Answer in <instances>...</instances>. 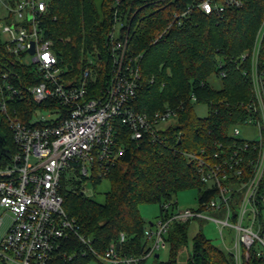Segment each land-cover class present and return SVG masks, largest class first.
<instances>
[{"label": "built area", "instance_id": "1", "mask_svg": "<svg viewBox=\"0 0 264 264\" xmlns=\"http://www.w3.org/2000/svg\"><path fill=\"white\" fill-rule=\"evenodd\" d=\"M46 4L47 0H0L5 16L0 20L4 41L18 58L30 56L29 68L39 78L20 89L7 79L6 71L0 70V124L4 126L0 143V264H47L61 240L71 235L101 262L140 264L164 244L170 223L189 219L215 224L220 246L231 255L233 264H243L250 256L264 261V219L260 211L264 77L257 69L264 19L249 51L252 98L245 107L250 113L229 125L225 136L180 150L211 196L201 202L200 208H177L170 201L163 202L161 214L143 229V250L121 254L113 242L96 251L88 237L79 233L74 219L62 206L61 174L70 181L92 171L100 173L113 164L124 151L122 144L116 145V136L123 132L118 127L125 128V135L131 139L145 134L150 141H160L163 129L175 121L176 111L164 107L145 112L133 107L140 54L127 52V34L119 36V28L114 33L116 21L106 35L104 78L91 66L70 75L68 68L58 63L50 40L42 36L39 21ZM240 4L241 0L196 2L203 12L214 14ZM30 46L32 52L28 51ZM22 91L35 104L26 107L29 114L25 118L12 106L22 99ZM39 110L45 115L37 114ZM237 124L254 125L255 137L240 136Z\"/></svg>", "mask_w": 264, "mask_h": 264}, {"label": "trees", "instance_id": "2", "mask_svg": "<svg viewBox=\"0 0 264 264\" xmlns=\"http://www.w3.org/2000/svg\"><path fill=\"white\" fill-rule=\"evenodd\" d=\"M197 1L119 0L114 4V0H47L42 12V36L50 40L58 63L65 65L72 76L82 67L91 66L104 78L106 35L111 24L119 21V36L127 34V52L140 54V76L131 104L145 112L164 107L176 111L175 121L163 129L160 141H150L145 134L131 139L125 135V128L117 126L123 132L116 136V145L122 144L124 151L113 164L100 173L92 171L90 175L71 178L68 188L62 187L60 180L63 209L96 251H102L110 242L117 243L121 254L143 250L146 241L145 221L138 211L141 202H157L160 215L161 204L170 201L173 206L172 196L179 189L195 187L194 207L200 208L211 192L180 150L194 149L225 136L229 125L250 113L245 107L252 98L249 51L264 19V0H241L239 6L224 7L217 14L203 12L196 6ZM0 18H5L1 6ZM261 41L257 69L264 77V32ZM29 67L9 51L0 37V70L8 73L7 79L20 89L37 81V73ZM214 79L219 81L218 86L213 85ZM21 93L22 99L15 100L12 106L25 118L29 114L26 107L35 104L24 91ZM196 102L206 103L205 115L194 113ZM84 178L92 187L102 178L107 179L102 200L80 191ZM263 185L264 179L262 191ZM190 220L170 223L164 234L167 256L160 260L153 252L152 264H176L177 251L187 241ZM120 232L123 239L118 240ZM89 259L95 258L71 235L61 240L47 264H87ZM263 262L250 256L243 264ZM184 264L233 261L228 252L197 230L191 236Z\"/></svg>", "mask_w": 264, "mask_h": 264}, {"label": "rangeland", "instance_id": "3", "mask_svg": "<svg viewBox=\"0 0 264 264\" xmlns=\"http://www.w3.org/2000/svg\"><path fill=\"white\" fill-rule=\"evenodd\" d=\"M1 20V18H0ZM119 27V21H116L114 24V33L117 34ZM4 34L0 32V37L4 40ZM22 60L25 61L27 64H30V56L28 54H24L22 56ZM213 85L218 86L219 81L217 79L213 80ZM193 111L195 114L199 116H203L207 113V105L206 103L196 102L193 106ZM37 114L45 115L44 111L39 110ZM3 127V123L1 124ZM239 135L244 136L246 138L255 137L256 127L251 124H237L236 125ZM62 187L68 188L71 185V182L67 180L65 174H61L60 177ZM81 183L83 184V193L93 197L94 199L100 201L103 198V191L108 187V181L105 178H102L100 183L92 187L88 178H84ZM264 187V185H263ZM196 197H197V189L195 187H187L183 189H179L173 196L171 201L173 200L175 206L177 208H184V207H194L196 205ZM261 216L264 219V188H263V195L261 199ZM138 211L140 216L145 221V227L148 225V222H154L158 218L159 214V205L157 202H141L138 204ZM7 220L5 217L4 222ZM144 227V228H145ZM200 230L203 235L210 239L212 243L220 246L219 236L217 234V229L215 224L210 220L205 219H191L187 225V241L186 244L181 246L177 251L176 257V264H184L187 253L190 251V241L191 236L197 231ZM154 253L158 254V259H165L167 256V246L166 243L162 246H159L157 249L154 250ZM153 256H147L143 259L141 264H152ZM87 264H107L101 262L97 259H89ZM261 264H264L261 263Z\"/></svg>", "mask_w": 264, "mask_h": 264}, {"label": "water", "instance_id": "4", "mask_svg": "<svg viewBox=\"0 0 264 264\" xmlns=\"http://www.w3.org/2000/svg\"><path fill=\"white\" fill-rule=\"evenodd\" d=\"M263 47H264V43H263ZM28 51L29 52H32V46H30L29 48H28ZM2 139H3V135H2V133L0 132V143L2 142ZM2 149L0 148V151H1ZM6 153H7V151L6 150H4ZM82 192V191H81ZM115 246H117V243L115 244ZM157 254L156 253H154V256H156Z\"/></svg>", "mask_w": 264, "mask_h": 264}, {"label": "snow or ice", "instance_id": "5", "mask_svg": "<svg viewBox=\"0 0 264 264\" xmlns=\"http://www.w3.org/2000/svg\"><path fill=\"white\" fill-rule=\"evenodd\" d=\"M46 60L48 59V57L46 56V57H44Z\"/></svg>", "mask_w": 264, "mask_h": 264}, {"label": "clouds", "instance_id": "6", "mask_svg": "<svg viewBox=\"0 0 264 264\" xmlns=\"http://www.w3.org/2000/svg\"><path fill=\"white\" fill-rule=\"evenodd\" d=\"M46 57V56H45Z\"/></svg>", "mask_w": 264, "mask_h": 264}]
</instances>
